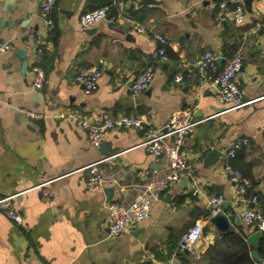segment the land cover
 Returning <instances> with one entry per match:
<instances>
[{"label": "crops", "instance_id": "0c3cea01", "mask_svg": "<svg viewBox=\"0 0 264 264\" xmlns=\"http://www.w3.org/2000/svg\"><path fill=\"white\" fill-rule=\"evenodd\" d=\"M41 1L0 0V42L13 46L0 55V197L14 196L19 215L13 220L0 211V264L194 263L227 233L251 235L224 166L246 169L264 209V0L232 1L244 13L240 25L215 21L216 0H113L123 2V16L90 28L81 27L79 16L105 0H57L49 32ZM155 35L165 39L168 59L156 63L146 90L132 93L133 79L162 46ZM237 49L244 60L235 80L246 105L224 111L194 62L211 51L222 66ZM34 64L46 72L40 90L31 87ZM86 66L101 71L90 94L75 81ZM20 109L43 116L29 118ZM102 110L135 117L142 126L109 130L99 146L91 145L75 118L99 123ZM177 111H191L199 121L181 147L188 173L162 192L146 218L109 237L107 206L128 204L168 172L166 160L140 143L147 129L161 131ZM242 136L249 145L228 156ZM99 160L104 182L91 191L87 166ZM46 181L52 196L38 187ZM212 193L224 197L225 231L211 223L206 198ZM196 221L203 226L200 239L192 250L179 249Z\"/></svg>", "mask_w": 264, "mask_h": 264}, {"label": "built area", "instance_id": "2783aa9c", "mask_svg": "<svg viewBox=\"0 0 264 264\" xmlns=\"http://www.w3.org/2000/svg\"><path fill=\"white\" fill-rule=\"evenodd\" d=\"M201 1V0H198ZM233 0H216V11L214 19L217 23H222L227 19L233 20L236 24H242L244 13L240 6L233 5ZM57 0H42L41 11L46 17V27L48 32L53 29L54 23L50 15L55 9ZM116 9V16L109 17L108 7H99L86 11L79 16V22L82 28H90L94 24L107 20L113 23L116 19L123 16L124 4L121 1L113 2ZM264 29V21L262 23ZM142 31L143 27L138 26ZM155 37L162 43V46L153 55V62L136 75L131 84V92L139 93L147 89L153 79V73L156 63L165 62L168 59L164 47L165 39L160 35ZM13 49V46L6 42H0V55ZM42 49H38L41 52ZM243 54L241 49H237L230 56L225 57L223 65L218 63V56L211 51H205L194 62L200 80L207 83L210 91L213 92L217 101L224 106V111L236 110L246 105L243 99L241 89L235 80L237 73L243 65ZM31 87L33 90L41 89L46 80V72L39 64L31 67ZM101 71L97 67L86 66L80 69L75 76V81L84 85L85 94H90L97 90L98 80ZM181 79L179 74L174 77V82ZM20 112L29 118H40L41 113L20 109ZM101 120L99 123H92L88 120L75 118L86 132L91 145L99 146L103 135L112 129H131L142 126V121L135 117L122 115L112 117L107 110L101 111ZM199 123L194 118L191 111H177L170 115L164 128L161 131L149 128L146 130L145 138L140 146L154 157L166 160L168 172L158 180H154L146 185L128 204L114 202L107 206V229L108 236L115 237L129 230V227L146 218L152 205L161 198L164 190L172 187L180 176L188 173V163L181 153V147L187 136L191 133L194 126ZM264 136V126L261 128ZM250 139L246 136L235 138L230 144L227 155L232 157L237 150L249 145ZM101 160L91 163L87 166L89 177L86 181V187L91 190L99 189L104 176L99 169ZM225 173L234 184V201L242 205L240 218L244 225L248 226L253 233L264 230V215L259 195L256 192L255 183L248 177H245L239 170L233 168L230 164L224 166ZM49 181L41 183L38 187L43 188L46 196H52V191L48 186ZM198 189L195 190V192ZM14 196L0 197V211L10 219L17 220L19 215L12 204ZM224 197L219 194H209L206 198V204L210 215H215L220 211ZM203 226L200 221H196L178 241V248L181 250H192L193 245L202 235ZM175 264H188L178 260ZM253 264H264V260H253Z\"/></svg>", "mask_w": 264, "mask_h": 264}, {"label": "trees", "instance_id": "16d2710c", "mask_svg": "<svg viewBox=\"0 0 264 264\" xmlns=\"http://www.w3.org/2000/svg\"><path fill=\"white\" fill-rule=\"evenodd\" d=\"M99 7H108L110 16L117 15L116 9L113 5V0H105L104 3L97 8ZM166 53L168 55L167 49ZM231 166L235 169H238L239 167L234 164H231ZM240 169L238 170L245 177L251 178V176L245 172L246 169ZM262 210L264 215L263 207ZM251 250L252 247L246 242L245 235H241L239 233H227L226 235L215 239V242L209 246L199 259L194 261V263L187 262L185 259H182V261L188 264H253V259L250 256ZM256 250L259 258L264 260V230L262 231V236L258 241Z\"/></svg>", "mask_w": 264, "mask_h": 264}, {"label": "water", "instance_id": "95a60500", "mask_svg": "<svg viewBox=\"0 0 264 264\" xmlns=\"http://www.w3.org/2000/svg\"><path fill=\"white\" fill-rule=\"evenodd\" d=\"M220 62H221V58H218V63H220ZM38 90H40V89H38ZM211 152L213 153V155H216V153L219 152V151H217L216 149H212ZM223 203H222V205H223ZM210 220H211V223L214 225V227L218 231L227 230L228 224H229L228 223V219H227V217L225 215L221 214L220 212H218L217 214L213 215ZM261 236H262V232L258 231V232L252 233L251 235H249L246 238V242L253 248L251 250V252H250V256L255 261H259V255L257 253L256 247H257L258 241H259Z\"/></svg>", "mask_w": 264, "mask_h": 264}]
</instances>
